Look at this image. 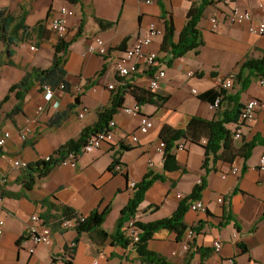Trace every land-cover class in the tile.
Segmentation results:
<instances>
[{
    "label": "crops",
    "instance_id": "crops-1",
    "mask_svg": "<svg viewBox=\"0 0 264 264\" xmlns=\"http://www.w3.org/2000/svg\"><path fill=\"white\" fill-rule=\"evenodd\" d=\"M197 1L0 0V10H4L0 19V36L4 37L0 40V103L9 88L27 71L51 65L54 46L59 40L51 28V18L64 5L75 11L67 19L65 38L71 41L64 64L69 88L58 87L52 98H48L42 84L36 82L25 95L21 112L8 115L18 102L14 93L0 107V136L4 131L10 133L6 144L0 148V221H3L0 264H66L63 257L69 248L74 252L72 264H149L140 260L136 247L125 245L118 238L101 241L98 233L91 237L87 232L79 233L77 228L63 230L58 221L67 212L65 207L86 216L109 207L102 228L114 234L122 210L133 193L131 183L141 181L151 170L164 172V153L156 150L162 128L168 125L182 129L192 116L213 120L233 110L232 96L239 84L233 83L226 89L227 93L216 108L211 101L199 96L208 90L220 89L221 80L230 74L234 75L235 82L240 65L247 58L263 56L264 35L252 32L250 26L258 24L264 12V0H224L207 6L198 24L202 45L168 65L170 53L161 50L165 22L167 19L173 21V39L177 41L188 11ZM234 7L250 10L252 19L231 23L225 13ZM213 16L220 20L217 29L212 28ZM97 19L111 21L113 25L102 28ZM151 23L164 29V34L145 47L158 54L155 68L166 71L157 91L149 88L152 70L144 65L123 79L115 70V61L122 56V51L132 48ZM96 38L104 40L111 51L108 56L90 52L89 45ZM121 44L124 49H116ZM32 45L36 49H31ZM108 84H114L115 88L108 89ZM124 85L154 92V101L140 104L138 114H127L123 107L137 102L134 95L127 92L122 107L112 117L116 123L115 143L81 152L75 165L56 164L45 176L35 174V183L27 191L25 169L12 166L7 156L31 164L46 155L56 154L66 142L79 138L86 128L94 126L100 111L112 104L114 94ZM142 97L148 96L142 94ZM252 98L259 101L254 121L247 125L236 122L226 125L231 132L239 129L241 137L232 136L236 149L255 142L247 159L236 156L231 162L213 160L211 155L206 170L205 148L184 142V149H174L182 168L165 172V180L155 181L138 207L136 215L143 223L170 217L180 201L190 195L202 178L205 179L199 200L206 205V210H192L190 204L197 199L190 201L184 215L187 229L181 236L162 228L147 242L149 250L161 254L171 264H185L188 259L190 264H264V166L261 165L264 87L258 79L251 81L239 99L245 103ZM39 106H43V110L39 111ZM84 108H88V112L80 117ZM142 115L148 116L153 123L145 133L139 130ZM26 126L31 133L23 139L20 131ZM132 134L137 135V141L130 139ZM115 159L118 163L112 166ZM118 164L123 170L119 171ZM234 167L239 169L237 173H232ZM33 213L40 214L51 225L52 243L39 245L30 252L27 228ZM189 228L194 230L192 238L187 237ZM186 241L188 250L179 253ZM215 241L221 242L220 250L215 249Z\"/></svg>",
    "mask_w": 264,
    "mask_h": 264
},
{
    "label": "trees",
    "instance_id": "trees-1",
    "mask_svg": "<svg viewBox=\"0 0 264 264\" xmlns=\"http://www.w3.org/2000/svg\"><path fill=\"white\" fill-rule=\"evenodd\" d=\"M69 2H76L77 0H68ZM224 0H199L194 2L187 13L186 23L180 33L179 39L174 41V24L173 21L167 19L165 22V34L162 42L161 50L170 53L171 57L167 61L168 65H171L173 60L184 56L191 50H197L203 43L202 36L198 27V24L203 16L204 10L207 6L215 4ZM4 16V10H0V19ZM99 25L102 28L111 27L113 22L97 19ZM4 37L0 36V40ZM70 40L59 39L54 46V54L52 63L48 68L33 67L27 71L24 77L17 83L13 84L8 93L4 96L0 103V107L3 103L10 99L11 94L14 93L18 99L17 104L11 109L8 115L16 114L22 111V104L25 95L33 87L36 82L39 84L47 83L54 89L58 88L61 83H65L66 90L69 88V83L66 82V70L64 69L65 54ZM116 49H124L121 44ZM1 65V62H0ZM264 76V53L260 58H247L241 65L239 72L235 76L236 84H239V89L236 94L232 96L234 107L230 112H224L222 118L208 120L201 116H192L186 125L182 129H175L168 125L164 126L161 130V140L165 143L164 147V165L163 173H157L153 170L149 171L141 181L136 182L133 187L132 196L127 205L122 210V215L117 224V230L114 234L106 232L102 225L109 213L110 208L106 207L103 210H94L86 216L85 220L77 225V231L79 233L87 232L93 237L94 233H98L100 240H106L109 237L118 238V241H122L123 244H129V241L122 235L121 229L123 224L132 216H135L138 211V207L144 199L146 191L152 186L155 181H163L166 178L165 172L176 171L181 169L180 163L176 158L174 149L180 143L189 142L192 144L202 145L205 148V160L204 168L207 170L209 158L212 155L213 160L225 159L227 161H233L236 156H241L247 159L250 156V152L253 149L255 142L251 141L244 144L239 150L233 145V134L226 126L230 122L240 123V113L243 103L240 102V94L247 90L253 79H259ZM129 92L134 95L137 103L140 105L144 102H152V96L156 95L149 90H141L140 88L133 87L132 85H124V88L116 91L112 98V104L100 111L98 121L94 126L86 128L81 136L77 139H72L62 145L56 151L58 157L53 158L51 161L44 159L35 163L29 164L26 168V180L24 187L27 191L31 190L35 183V174L45 176L49 173L50 169L58 164L59 157L64 158L69 152L79 153L85 140L96 131L107 128L109 121L112 119L114 113L122 107L125 94ZM227 93L225 88L211 89L201 94L200 99L209 100L212 105L219 98H223ZM142 94H147L148 97L143 98ZM165 100L164 97L161 98ZM221 100V99H220ZM259 102V101H258ZM220 103V101H219ZM206 139V143L202 142ZM182 141V142H180ZM118 163L115 159L112 163ZM111 166V167H112ZM205 188V179L202 178L201 182L196 184L189 196L180 201V204L176 211L167 218H163L157 221L143 223L138 221V225L141 227L142 232L140 235V241L135 244L139 258L142 262L149 264H171L164 256L147 248V242L152 238L153 234L162 228L170 229L177 232L178 236H181L187 229L184 223V215L188 210V204L192 200L200 199L201 193ZM67 212L71 213V209L65 207ZM95 239V238H94ZM19 242V241H18ZM99 243V242H98ZM66 264H72V260L65 262ZM185 264H190V259Z\"/></svg>",
    "mask_w": 264,
    "mask_h": 264
},
{
    "label": "built area",
    "instance_id": "built-area-1",
    "mask_svg": "<svg viewBox=\"0 0 264 264\" xmlns=\"http://www.w3.org/2000/svg\"><path fill=\"white\" fill-rule=\"evenodd\" d=\"M147 3H153L154 0H146ZM75 11L67 5L62 6L58 12L51 18V28L53 32L57 35L59 39H65L68 34V26L67 19L74 15ZM225 17L229 19L231 23H242L245 21H249L252 19V12L248 9L240 10L237 7L231 9L230 12L225 13ZM212 28L217 29L220 20L218 16H213L211 18ZM250 30L254 33H258L264 35V12L261 14L259 22L257 25H251ZM164 34V29L159 27L156 23H151L147 29V32L144 35H141L137 38L135 44L132 48L123 50L122 56L116 59L115 61V70L117 76L119 78H127L128 76L139 71L140 65H144L148 70H152L150 76L149 88L153 91H157L160 89L162 80L166 77V71L162 68H155L158 65V54L156 51L146 50L145 47L150 45L154 38ZM31 49H36L34 45L31 46ZM90 52L96 53L102 57L108 56L110 54V50L105 46V42L101 38H96L94 43L89 45ZM171 57V55H170ZM154 69V70H153ZM190 75H193V72H189ZM258 82L261 86L264 87V76L258 79ZM234 83V75L230 74L226 78L222 79L220 82V87L222 88H231ZM44 92L46 93L48 98H52L55 93V89L49 84L42 85ZM59 88L62 90H66L65 83H61ZM107 88L112 90L115 88L114 84H108ZM78 90H82V87H78ZM193 92H196L193 89ZM220 99L218 98L215 103L212 105L213 108L218 107ZM259 106V102L257 99H249L245 103H243V107L241 108L240 113V123L243 125L250 124L254 121L257 109ZM38 110H43V106H39ZM123 111L127 114H138L140 112V105L135 102L132 105L124 106ZM88 112V108H84L82 112L79 114L80 117H83L85 113ZM116 123L113 119H111L108 123L107 128L103 130L96 131L94 134H91L82 145L79 153L69 152L64 158L59 157L58 164L63 165H75L77 163V156L81 152H90L96 149L101 148L104 144H113L115 143V135H114V127ZM153 123L152 120L146 116H141V122L139 126L140 132H147ZM233 137L240 138L241 134L239 129L236 128L234 131ZM31 133L30 127L26 126L21 129L20 135L23 139H26L27 136ZM10 137V133L8 131H4L0 136V148H2L7 140ZM130 139L133 141H137L138 137L135 134L130 136ZM202 142L205 144L207 141L203 139ZM165 147V143L161 140L157 145L156 150L159 152H163ZM184 144L180 143L178 145V149H184ZM58 157L56 154L46 155L44 160L51 161L53 158ZM7 159L12 166L19 169H25L30 163L26 160L14 158L7 156ZM152 165V161L149 162ZM261 165L264 166V156L261 158ZM116 167L119 171L123 170V166L118 164ZM239 169L237 167L232 168V173H237ZM226 176V175H224ZM5 179L1 180V183H4ZM136 182H132V187L135 186ZM222 198H220V201ZM190 208L196 211H205L206 205L199 199L190 204ZM138 215L132 216L129 218L124 226V236L129 241V244L135 247V244L140 241V235L142 232L141 227L138 225ZM86 215L80 214L79 212L71 211L65 212L62 217H60L58 224L60 228L63 230H67L70 228H76L77 225L85 220ZM31 222L27 228V240L31 242V247L29 248L30 252H34L35 247L39 245H49L52 243V227L50 224L45 222V220L38 213H33L30 218ZM3 221H0V234L3 233V229L1 225ZM194 235V230L189 228L187 230V237L192 238ZM214 246L216 250L221 249V242L215 241ZM189 245L188 242H183L181 248L179 249V253H182L188 250ZM73 248H69L67 254L64 255V261L72 260L73 257ZM177 253V252H176ZM175 253V254H176Z\"/></svg>",
    "mask_w": 264,
    "mask_h": 264
}]
</instances>
